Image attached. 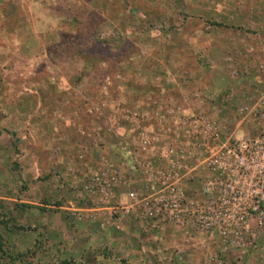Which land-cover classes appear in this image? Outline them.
<instances>
[{
    "label": "rangeland",
    "instance_id": "1",
    "mask_svg": "<svg viewBox=\"0 0 264 264\" xmlns=\"http://www.w3.org/2000/svg\"><path fill=\"white\" fill-rule=\"evenodd\" d=\"M262 135L264 0H0V216L15 226L0 224L7 255L264 264L254 222V236L231 244L213 227L153 226L117 206L131 189L167 184L203 204L211 170L202 160ZM109 168L113 197L93 179Z\"/></svg>",
    "mask_w": 264,
    "mask_h": 264
},
{
    "label": "built area",
    "instance_id": "2",
    "mask_svg": "<svg viewBox=\"0 0 264 264\" xmlns=\"http://www.w3.org/2000/svg\"><path fill=\"white\" fill-rule=\"evenodd\" d=\"M211 170L203 204L186 201L180 186H154L146 192L131 189L120 195L119 206L152 222H193L200 230L213 227L231 244L254 236L251 223L264 228V135L216 149L203 161ZM110 162H106V166ZM114 168L95 173L93 179L103 196L113 197ZM112 195V196H111Z\"/></svg>",
    "mask_w": 264,
    "mask_h": 264
},
{
    "label": "trees",
    "instance_id": "3",
    "mask_svg": "<svg viewBox=\"0 0 264 264\" xmlns=\"http://www.w3.org/2000/svg\"><path fill=\"white\" fill-rule=\"evenodd\" d=\"M183 3V2H182ZM184 12L183 10H181ZM213 24L219 25L217 22H214ZM13 220V218H7L6 216H0V224L4 227V229H10V231H13L15 229H12L15 226H10L9 222ZM12 229V230H11ZM5 247V237L0 232V264H7L8 260L10 262L12 261H19L21 264H32L31 260L28 259L31 255L35 254V250H27L26 252H18L19 254L17 256L15 255H7V252L4 250ZM5 258V261L3 262V259ZM8 259V260H6ZM2 260V261H1ZM54 264V263H51ZM61 264H69L68 260L61 261Z\"/></svg>",
    "mask_w": 264,
    "mask_h": 264
},
{
    "label": "crops",
    "instance_id": "4",
    "mask_svg": "<svg viewBox=\"0 0 264 264\" xmlns=\"http://www.w3.org/2000/svg\"><path fill=\"white\" fill-rule=\"evenodd\" d=\"M171 226H173V225H169V226H167V227H169V228H173V227H171ZM201 254H202V253H201ZM201 256H202V255H201ZM201 256H200V258H202ZM200 258H199V259H200Z\"/></svg>",
    "mask_w": 264,
    "mask_h": 264
}]
</instances>
